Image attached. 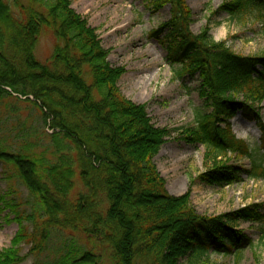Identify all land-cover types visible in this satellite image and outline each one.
Here are the masks:
<instances>
[{
    "label": "trees",
    "instance_id": "trees-1",
    "mask_svg": "<svg viewBox=\"0 0 264 264\" xmlns=\"http://www.w3.org/2000/svg\"><path fill=\"white\" fill-rule=\"evenodd\" d=\"M147 2L154 12L169 7V21L152 35L177 78L198 80L211 109L187 131L186 139L213 161L197 180L224 187L240 182L242 173L264 179V52L235 54L208 27L193 34L186 0ZM219 11L264 20V0H230ZM43 36L53 41L45 64L34 55ZM123 73L69 0H0V164L14 169L29 194L24 204H6L18 230L0 264H20L21 245L39 253L54 235L61 252L44 264H99L97 251L112 264H199L212 253L240 264L253 248L237 225L264 226L260 205L206 217L189 194L168 193L154 163L168 131L122 95ZM237 113L257 126L258 149L232 133L228 120ZM228 154L247 159L249 168L222 164Z\"/></svg>",
    "mask_w": 264,
    "mask_h": 264
},
{
    "label": "rangeland",
    "instance_id": "rangeland-1",
    "mask_svg": "<svg viewBox=\"0 0 264 264\" xmlns=\"http://www.w3.org/2000/svg\"><path fill=\"white\" fill-rule=\"evenodd\" d=\"M69 1L71 8L86 18L95 30L102 47L108 51L111 66L124 70L118 82L122 95L134 104L144 106L154 127L168 131L154 158L168 193L173 196L189 194V202L200 216L216 217L253 205H260L264 212V179L254 180L242 173L240 182L224 187L207 186L197 180L211 168L213 161L205 159V149L201 145L186 139L187 131L194 126L197 114H208L211 109L199 96L198 80L177 78L174 74L177 67L166 62L164 46L152 35L169 21V7L154 12L147 0ZM186 1L194 18L190 27L193 34L208 27L211 38L215 42H226L235 54L245 57L263 54L264 20L256 18L253 12L230 16L219 11L221 5L230 0ZM52 46L49 36L41 37L35 49L36 60L45 64L51 57ZM259 107L264 122V102ZM22 114L27 116L25 112ZM228 123L235 137L246 142L251 150L258 149L261 135L254 123L243 119L240 113ZM45 131L50 133L47 128ZM7 142L11 146L16 144L10 139ZM221 160L222 164L243 169H248L250 164L247 159L229 154ZM28 198V191L14 169L0 164V254L11 247L18 230L6 204L11 201L13 205L24 204ZM237 229L253 243V248L244 250L240 264H264V226L239 222ZM56 237L54 235L51 243L39 253L32 254L31 245H21L23 261L20 264H44L59 256L61 239ZM81 244L92 251L91 245ZM96 254L100 256L99 264H112L103 251ZM199 264H233V260L212 253Z\"/></svg>",
    "mask_w": 264,
    "mask_h": 264
}]
</instances>
